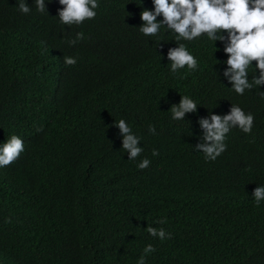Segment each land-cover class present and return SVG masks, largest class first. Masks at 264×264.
<instances>
[{
  "label": "trees",
  "instance_id": "trees-1",
  "mask_svg": "<svg viewBox=\"0 0 264 264\" xmlns=\"http://www.w3.org/2000/svg\"><path fill=\"white\" fill-rule=\"evenodd\" d=\"M99 2L94 20L68 27L58 0H45L48 13L26 0L28 14L0 0V145L16 134L25 147L0 167V264H137L148 244L156 251L146 264H264V201L252 196L264 185V85L230 90L223 46L213 55L206 37L181 41L200 69L173 75L166 53L175 35L139 31L152 0ZM78 32L84 39L70 45ZM185 94L197 112L172 120ZM232 104L254 115L252 132L233 128L227 150L205 160L194 150L197 120ZM121 118L141 138L134 160L115 126ZM148 225L172 237H152Z\"/></svg>",
  "mask_w": 264,
  "mask_h": 264
},
{
  "label": "clouds",
  "instance_id": "clouds-1",
  "mask_svg": "<svg viewBox=\"0 0 264 264\" xmlns=\"http://www.w3.org/2000/svg\"><path fill=\"white\" fill-rule=\"evenodd\" d=\"M58 3L62 6L57 14L59 22L68 27L94 20L100 8L99 0H58ZM35 5L38 12H47L45 0H35ZM152 5V10L144 8L140 12L142 24L139 31L147 37H159L161 29L165 28L175 35L176 46L169 48L166 53L170 62L169 71L173 75L183 69L188 72L200 69L197 56L181 41L191 42L206 37L207 41L214 42L213 55L220 50L216 47L217 41L223 46L222 51L227 59L218 64L226 65L222 75L231 84L230 90L243 96L246 90L259 89V86L264 85V0H152ZM18 10L28 14L31 8L26 0H18ZM83 39L84 33L78 32L68 43L75 45ZM159 47H162L161 44ZM64 62L68 66H74L77 58L66 56ZM250 69H254L251 80L248 78ZM258 95L264 100V92L259 91ZM197 108V102L193 98L187 94L182 95L179 103L172 104L169 108L171 119L184 120L186 114L196 113ZM254 119L251 112L246 113L238 104H232L227 114L211 112L207 117L199 118L197 123L203 130V139L195 145L194 150L202 152L205 160L215 161L227 150L225 141L230 131L239 128L243 133L251 134ZM115 126L122 137V148L129 154L128 159H136L143 152V148L138 146L141 138L133 133L131 126L123 118L115 122ZM148 130L152 134L156 133L153 125H149ZM24 151L23 139L16 134L11 135L0 145V167L15 163ZM152 155L158 156L159 151L154 149ZM150 163L148 158H144L137 167L143 170ZM252 196L256 206H260L261 201H264V185L255 187ZM158 222L162 224L166 220ZM145 230L161 241L172 237L164 228L148 225ZM155 251L152 244L146 245L137 264H146V257Z\"/></svg>",
  "mask_w": 264,
  "mask_h": 264
}]
</instances>
